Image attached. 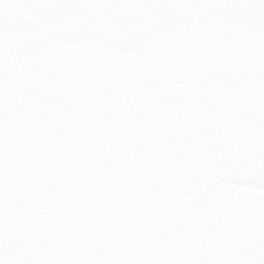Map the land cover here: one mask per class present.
Segmentation results:
<instances>
[{
	"label": "snow or ice",
	"instance_id": "1",
	"mask_svg": "<svg viewBox=\"0 0 264 264\" xmlns=\"http://www.w3.org/2000/svg\"><path fill=\"white\" fill-rule=\"evenodd\" d=\"M0 264H264V0H0Z\"/></svg>",
	"mask_w": 264,
	"mask_h": 264
}]
</instances>
